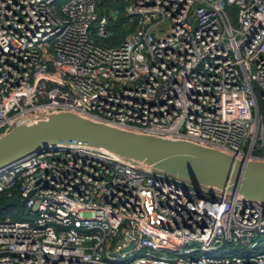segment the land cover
Wrapping results in <instances>:
<instances>
[{
	"label": "built area",
	"instance_id": "built-area-1",
	"mask_svg": "<svg viewBox=\"0 0 264 264\" xmlns=\"http://www.w3.org/2000/svg\"><path fill=\"white\" fill-rule=\"evenodd\" d=\"M56 1L0 0V136L74 112L264 160V0H125L118 46L99 0ZM1 193L29 217H0V264H264V205L105 149L43 148Z\"/></svg>",
	"mask_w": 264,
	"mask_h": 264
},
{
	"label": "water",
	"instance_id": "water-1",
	"mask_svg": "<svg viewBox=\"0 0 264 264\" xmlns=\"http://www.w3.org/2000/svg\"><path fill=\"white\" fill-rule=\"evenodd\" d=\"M59 144L105 149L184 181L264 205V160L241 158L190 140L135 132L74 112L52 113L2 134L0 169Z\"/></svg>",
	"mask_w": 264,
	"mask_h": 264
},
{
	"label": "trees",
	"instance_id": "trees-1",
	"mask_svg": "<svg viewBox=\"0 0 264 264\" xmlns=\"http://www.w3.org/2000/svg\"><path fill=\"white\" fill-rule=\"evenodd\" d=\"M128 2L125 0H99L98 11L100 17H107L110 36L105 40L108 46L120 45L134 29V22L126 13ZM6 193L0 194V217L11 216L17 220H25L29 213L20 200Z\"/></svg>",
	"mask_w": 264,
	"mask_h": 264
},
{
	"label": "rangeland",
	"instance_id": "rangeland-1",
	"mask_svg": "<svg viewBox=\"0 0 264 264\" xmlns=\"http://www.w3.org/2000/svg\"><path fill=\"white\" fill-rule=\"evenodd\" d=\"M66 0H57L52 4L53 10L58 14L62 15V5L65 3ZM232 22L234 25H237V18H238V7L237 6H227L226 8ZM259 248H264V237L259 238ZM244 250L239 249V247L236 246H226L221 247L219 252L217 254H243ZM199 255V254H198ZM196 256V255H194Z\"/></svg>",
	"mask_w": 264,
	"mask_h": 264
}]
</instances>
